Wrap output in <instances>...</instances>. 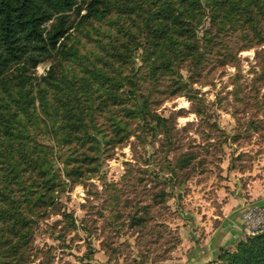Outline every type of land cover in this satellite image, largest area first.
<instances>
[{
    "label": "rangeland",
    "instance_id": "rangeland-1",
    "mask_svg": "<svg viewBox=\"0 0 264 264\" xmlns=\"http://www.w3.org/2000/svg\"><path fill=\"white\" fill-rule=\"evenodd\" d=\"M87 3L77 0L80 9L67 13L70 28L60 40L63 51L53 50L27 71L26 85L31 87L33 103L14 100L17 79L14 68L9 70L11 79L0 83V113L5 118L0 127L11 116L14 124L18 121L25 127L46 125L37 89L47 90L50 106L58 103L48 83L50 74L68 76L72 87L68 97L76 94L80 101L82 93L87 96L82 76L92 69L106 72L111 80L120 78L124 86L119 93H129L127 81L142 80L141 55L149 47V26L156 15L165 14L162 9L177 6L175 0H105L97 5L96 15L85 18ZM200 3L193 10L200 18L194 27L199 35L209 27L211 15L206 0ZM193 6L188 4V8ZM51 24L45 25L47 30ZM263 54L264 45L240 50L233 65L214 67L216 62L207 61L199 80L188 83L187 92L150 104L151 111L166 118L167 127H139L130 121V135L121 143L103 142L114 134L108 119L109 109L114 108L107 89L110 84L96 82L89 90L98 108L94 124L101 150L94 160L96 169L86 171L74 186L62 176L66 186L57 198V211L39 219L27 264H83L87 246L93 249L92 264H149L170 249L168 256L183 253L187 243L195 240L194 233L204 234L207 217L219 214L231 198L246 196L248 183L264 175V79L255 81ZM169 81L166 74L158 75L156 89L172 90L175 86H167ZM252 84H260L256 94ZM238 87L240 98L248 96L252 101L258 97L262 107L244 109L237 102L239 113H234L233 91ZM103 102L105 106L100 108ZM252 117L259 118L257 127H247L246 121ZM45 133L35 137L50 147L53 170L59 175L69 154L80 157L81 144L73 139L69 147L59 145ZM183 153H192L194 158L179 169L176 160ZM64 213L75 219L74 229L67 225ZM133 216L141 217L145 224L130 227ZM217 221L208 227L214 230ZM249 237L253 236L243 234L233 246L222 247L206 264H227L219 255L237 251L238 243ZM101 244L112 245L115 255H109Z\"/></svg>",
    "mask_w": 264,
    "mask_h": 264
},
{
    "label": "trees",
    "instance_id": "trees-1",
    "mask_svg": "<svg viewBox=\"0 0 264 264\" xmlns=\"http://www.w3.org/2000/svg\"><path fill=\"white\" fill-rule=\"evenodd\" d=\"M104 1L88 0L85 18L96 15L97 5ZM175 1L176 7H163L165 14L156 15V21L149 26L146 32L149 47L141 55L144 62L142 80H128L129 93L125 91L122 96L119 93L124 86L120 78L111 80L106 72L92 69L82 76L83 91L87 96L82 93L80 101L76 94L68 97V90L72 89L68 76L50 74L48 83L53 86L58 103L50 106L46 101L47 90L37 89L43 102H40V111L46 125L25 127L18 121L14 124L11 116L7 125L0 127V264H27L39 219L57 211V198L66 186L62 176L65 175L74 186L86 171L96 169L94 160L101 150L99 132L94 124L95 109L98 108L89 92L96 82L102 80L110 84L107 89L114 108L109 109L108 116L114 134L103 142L121 143L130 135V121H135L139 127H167L166 118L151 111L150 104L187 92L188 83L199 80L207 61L216 62L214 67L233 65L240 50L264 45V0H206L211 15L209 27H205L201 35L194 28L200 18L193 12L201 6L200 0ZM188 4L194 6L188 8ZM75 7L80 9L77 0H0V83L11 79L8 73L14 68L13 75L17 79L14 100L17 102L26 99L34 102L31 87L26 85L27 71L34 69L53 50L63 51L60 40L66 37L70 28L67 13ZM149 19L152 20V16ZM50 21L52 24L47 30L45 25ZM256 57H259L258 52ZM260 58L256 82L264 79V54ZM183 70L187 71L186 76L182 75ZM165 74L170 80L167 86L175 88L168 92L158 91L157 76ZM259 88L260 84L257 87L252 84L251 91L256 94ZM72 92L76 93V89ZM240 92L239 87L233 91L234 113H239L237 102L244 109L262 107L258 97H253L252 101L248 96L240 98L237 95ZM98 106L101 108L105 103ZM258 120V117L248 119L247 127H257ZM4 121L0 113V123ZM38 133L51 135L59 145L68 146L73 139L78 140L80 157L69 154L62 172L55 175L52 151L36 139ZM193 158L192 153H183L176 160L178 168H186ZM64 217L67 225L74 229L76 223L72 215L64 213ZM131 220L130 227L146 222L134 216ZM101 245L109 255H115L112 245ZM169 251L171 249L150 263L168 258ZM92 253L93 249L87 246L81 258L83 264H92ZM219 257L228 260L227 264H264V231L239 242L237 251Z\"/></svg>",
    "mask_w": 264,
    "mask_h": 264
},
{
    "label": "crops",
    "instance_id": "crops-1",
    "mask_svg": "<svg viewBox=\"0 0 264 264\" xmlns=\"http://www.w3.org/2000/svg\"><path fill=\"white\" fill-rule=\"evenodd\" d=\"M264 204V175L252 179L248 183L246 196L231 198L220 207V212L208 219L204 226V234L194 233L195 240L187 243L186 250L181 254L169 256L168 258L150 264H206L216 257V253L222 247H231L243 235V213L249 203ZM252 204V203H251ZM218 218L216 228L211 230L213 220ZM216 222V221H215ZM203 230V228H202ZM201 235V236H200ZM197 237H200L198 240ZM198 241V242H196Z\"/></svg>",
    "mask_w": 264,
    "mask_h": 264
},
{
    "label": "built area",
    "instance_id": "built-area-1",
    "mask_svg": "<svg viewBox=\"0 0 264 264\" xmlns=\"http://www.w3.org/2000/svg\"><path fill=\"white\" fill-rule=\"evenodd\" d=\"M264 231V204H249L243 213V234L254 236Z\"/></svg>",
    "mask_w": 264,
    "mask_h": 264
}]
</instances>
